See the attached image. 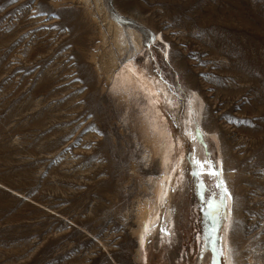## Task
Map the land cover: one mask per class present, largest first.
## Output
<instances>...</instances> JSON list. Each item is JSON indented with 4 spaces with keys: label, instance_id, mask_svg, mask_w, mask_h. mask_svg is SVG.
I'll return each instance as SVG.
<instances>
[{
    "label": "rangeland",
    "instance_id": "1",
    "mask_svg": "<svg viewBox=\"0 0 264 264\" xmlns=\"http://www.w3.org/2000/svg\"><path fill=\"white\" fill-rule=\"evenodd\" d=\"M227 244L264 264V0H0V264H226Z\"/></svg>",
    "mask_w": 264,
    "mask_h": 264
},
{
    "label": "bare ground",
    "instance_id": "2",
    "mask_svg": "<svg viewBox=\"0 0 264 264\" xmlns=\"http://www.w3.org/2000/svg\"><path fill=\"white\" fill-rule=\"evenodd\" d=\"M122 29V27H121ZM123 30V29H122ZM131 33V36L132 38L134 39L135 41V33L133 31H130ZM127 34V33H126ZM121 37H123V35L120 36V40H121ZM127 39V38H126ZM134 67V66H133ZM136 68V67H135ZM141 74V73H139ZM131 76V75H129ZM134 76V75H133ZM148 80V79H147ZM146 81V80H145ZM150 81V80H149ZM155 81V80H154ZM153 81V82H154ZM148 83V82H147ZM151 85V84H150ZM152 86V85H151ZM158 88V87H157ZM160 90V89H159ZM157 91V90H156ZM195 96V95H194ZM153 99V98H152ZM195 99V98H194ZM198 102V101H197ZM196 103V102H195ZM198 108V107H197ZM187 119V118H186ZM190 121H192L190 119ZM191 126V125H190ZM192 128V127H191ZM165 133V132H164ZM167 133V132H166ZM168 135V134H167ZM165 156H168L167 155V148H169V146L171 145V143L169 142L168 140V136L165 137ZM196 149V148H195ZM170 151V150H169ZM224 162V161H222ZM224 164V163H223ZM173 184V183H172ZM172 187V186H171ZM166 188H167V180H165V184H164V189H162L161 191V199L160 201H163V200H166L167 198V191H166ZM230 192L228 191V194ZM231 194V193H230ZM158 202V201H157ZM164 203V201H163ZM161 205V204H160ZM225 205H226V211H225V214H224V223H223V227L224 229L227 231L229 226H230V218H231V215H232V210H231V196L230 195H227L226 197V201H225ZM154 206L152 207V204H149V205H146L144 206L143 210H142V225H141V235L142 237H144L145 235L149 234L150 233V230L153 231V228H157L158 227V218H159V215H157L158 213L154 210ZM158 209V208H157ZM233 209V208H232ZM170 213V211H169ZM157 225V227H156ZM222 227V228H223ZM150 229V230H149ZM160 229V228H159ZM163 229V228H162ZM149 231V232H147ZM171 234V232H170ZM169 234V237H171V235ZM224 236H226L224 234ZM146 238V237H145ZM226 238V237H225ZM144 239V238H143ZM161 239V238H160ZM224 242V241H223ZM222 242V244H223ZM230 245H226V247L224 246L225 248V258H224V261L226 262V264H229V262H231V264H237L235 263V260H234V256H233V253L231 251V248L229 247ZM224 251V249H223ZM207 259V258H206Z\"/></svg>",
    "mask_w": 264,
    "mask_h": 264
},
{
    "label": "snow or ice",
    "instance_id": "3",
    "mask_svg": "<svg viewBox=\"0 0 264 264\" xmlns=\"http://www.w3.org/2000/svg\"><path fill=\"white\" fill-rule=\"evenodd\" d=\"M192 138L195 139V137H192ZM193 163L197 164L200 167L201 171H203L204 170V164L209 163V162L204 161V163L202 164L201 161L194 159ZM196 174H199V173H196ZM208 174L212 175V176H217V177L220 175L219 172L213 171V170H209ZM224 191L227 192V188H225ZM220 254L223 255L222 250H221ZM229 264H231V262H229Z\"/></svg>",
    "mask_w": 264,
    "mask_h": 264
}]
</instances>
